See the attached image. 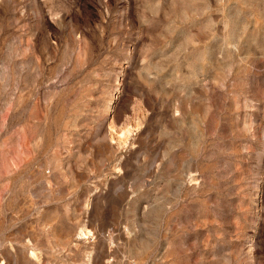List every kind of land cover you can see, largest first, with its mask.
Here are the masks:
<instances>
[{
	"label": "rangeland",
	"instance_id": "1",
	"mask_svg": "<svg viewBox=\"0 0 264 264\" xmlns=\"http://www.w3.org/2000/svg\"><path fill=\"white\" fill-rule=\"evenodd\" d=\"M0 264H264V0H0Z\"/></svg>",
	"mask_w": 264,
	"mask_h": 264
}]
</instances>
